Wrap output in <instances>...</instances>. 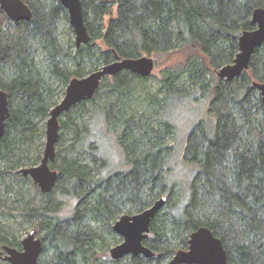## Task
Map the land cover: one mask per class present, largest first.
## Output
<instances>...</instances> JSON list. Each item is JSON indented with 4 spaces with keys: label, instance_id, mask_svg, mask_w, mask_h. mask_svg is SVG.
Instances as JSON below:
<instances>
[{
    "label": "trees",
    "instance_id": "16d2710c",
    "mask_svg": "<svg viewBox=\"0 0 264 264\" xmlns=\"http://www.w3.org/2000/svg\"><path fill=\"white\" fill-rule=\"evenodd\" d=\"M23 1L33 11L31 21L14 24L0 10V89L8 93L10 109L6 132L0 139V162L13 167L32 163L21 156L35 150L36 145L41 152L37 143H42L45 134L41 124L56 105L55 82L65 89L73 78L85 77L82 67L86 59L107 65L116 55L138 58L191 49L194 55L188 56L184 68L166 71L163 77L166 103L171 98L192 96L178 85L185 70L195 74L213 70L216 81L212 91L209 85L194 84L193 92L210 100L209 111L216 123L212 131L200 124L189 136L185 160L199 172L185 201L186 189L167 180L170 167L162 162L164 155L172 154L166 138L173 134L174 125L165 116L167 109L158 128L150 125L129 112L138 102V92L131 88L132 76L138 75L123 71L111 77L110 90L118 101H124V107L94 104L93 118L99 112L106 113L108 126L118 132L128 168L105 173L106 161L97 153L91 129L84 150L96 166L102 160L98 177L88 164L56 156L51 164L59 173L56 186L49 194L36 193L22 208L49 218L40 225L46 235L39 264H98L97 251L104 247L106 236L90 221L106 223L105 230L111 235V223L124 214L125 206L131 203L140 213L164 192L168 195L166 213H159L152 221L151 237L144 242L156 256L130 257L127 263L115 264H167L174 254L187 250L191 234L201 227L221 239L228 264H264V104L252 86L253 81L264 82V45L255 51L250 69L240 78L227 81L216 75L221 67L233 63L240 35L256 28L252 13L264 8V0H82L91 41L72 48L60 39L61 23L67 19L60 0ZM114 7L118 8L117 17L105 24ZM69 31L73 33L72 28ZM98 41L108 50L103 52ZM107 79L99 90L106 87ZM99 90L94 98L101 97ZM84 106L85 102L76 105L63 115L64 121L61 119V129L71 130L75 143L81 138L75 116ZM147 138L146 144L143 140ZM0 175L3 187H9L10 192L6 175ZM177 186L184 199L175 203L172 199ZM59 188L62 193L55 197ZM71 198L78 201L76 209L71 219L63 220L57 216L61 201ZM2 203L0 200V208L9 213ZM3 246L16 248L21 243L9 241L0 224Z\"/></svg>",
    "mask_w": 264,
    "mask_h": 264
},
{
    "label": "rangeland",
    "instance_id": "374dc122",
    "mask_svg": "<svg viewBox=\"0 0 264 264\" xmlns=\"http://www.w3.org/2000/svg\"><path fill=\"white\" fill-rule=\"evenodd\" d=\"M117 7H114L112 10V14L108 15L104 22L108 24L110 19H114L117 17ZM5 14V13H4ZM1 21V18H0ZM98 24H96L97 26ZM95 27V26H94ZM72 28L69 21V15L67 13V19L65 18L60 26V39L63 44L66 45L67 48H72L75 43V34L74 32L71 34L69 29ZM97 29V28H96ZM98 47L104 52L107 51L108 48L101 42L98 41ZM74 52V49H72ZM194 52L191 49H183L163 54V55H154V54H142L141 56H149L152 57L155 61V69L151 76L149 77H140L132 76L133 86L131 88L134 91H137L136 94L137 104L132 105V111H129L136 117H143L145 122L150 125L158 128L163 122L162 115L164 111L167 109L166 118L170 123L174 125L173 134L166 138L167 146L172 147L170 156L164 155L162 157V162L166 163L167 167H170V171L168 173V181L170 183H177L178 185H183L186 189V197L185 201L188 200V189L195 177L199 172V168L197 166L191 165L185 160V151L188 144L189 136L194 132V130L200 125H204L210 131L214 130V126L216 123L215 118L209 111L210 100L206 98L205 94L194 93L197 86L194 87V84L197 82L199 86H208L212 91V87L215 84V78L213 76L214 71L201 73L197 71V75L195 73H191L190 71L185 70L182 73L180 80L178 81V85L186 89L188 92H192V96H183L182 98H171L170 100L165 101L167 94L163 89V77L166 71H172V69L184 68V63L187 60L190 54ZM39 56V54H38ZM140 56V57H141ZM42 60V58H40ZM105 66L102 62L98 60H85L83 64L82 70L85 72V77L90 75L93 72L101 70V68ZM74 69V67H71ZM201 73V74H200ZM192 77V78H191ZM107 84L106 87L99 90L100 98H94L91 101L85 102L84 107L77 109V114L75 116L76 125L79 127L81 138L78 143L74 141V134L69 129H61L60 131V141L56 147V154L60 156V158L66 159H77L80 160L83 164H88L94 170H96V176L98 177V169L102 167V160L98 161L97 166L91 160L90 155L85 152L84 142L87 137L90 136V130L93 135L92 139L98 144L99 155H103L106 161L105 173L110 175L111 173L120 172L124 169H127V165L125 162V156L122 148L118 144L117 134L118 132L112 130L107 123L106 113L99 112L98 115L93 118V105H112L116 107L123 106L124 101H118V98L113 95V92L110 90L112 78L106 77ZM193 81V82H192ZM193 83V84H192ZM55 87L57 88V94L55 97V103L58 104L64 97L66 88L60 82H55ZM209 89V90H210ZM205 93V92H204ZM257 109V108H256ZM255 109V110H256ZM166 112V111H165ZM49 118V117H48ZM66 118H62L64 121ZM48 120V119H47ZM41 124L42 129L46 134V123ZM201 130L197 131L200 132ZM44 134L42 143L38 144V151L41 153V157L39 158L40 153L37 152V145L35 146V150L29 151L27 154L21 156L22 159H25L26 162L29 160L32 161L30 165H22L20 167H13L9 163L0 162V172H3L7 177L8 186L10 185L11 189L9 192V187H3V178L0 175V200H3L4 203L2 205L6 206L9 213H5L3 209L0 208V224L2 229L5 232V236L11 242H22L24 238L31 232L36 231L38 238H44L46 233L40 231L41 223L45 221H49L47 217H37L28 212L27 209H22L23 203H27V199L31 198L36 193H42L38 184H36L31 177H24L20 174V170L23 168H30L38 166L41 163V159L43 157V152L45 149L46 143V135ZM82 139V140H81ZM149 138L143 140L144 143H148ZM60 163V162H59ZM53 169V167H52ZM55 170V169H53ZM104 172V171H103ZM20 177H17V175ZM113 176V175H111ZM116 179V176L112 177ZM159 190L162 189V185L159 184ZM176 196L172 199L175 203L183 200L184 192L181 191L180 187H175ZM55 197H58L62 193V189L59 188L56 191ZM20 193V194H19ZM155 193H157L155 191ZM21 194L23 198H21ZM167 193L164 192L159 195L157 198H167ZM158 200V199H157ZM156 200V201H157ZM155 201V202H156ZM77 200L71 198L69 200L64 199L61 201V208L58 213V217L65 219H71L74 211L77 206ZM154 202V203H155ZM153 203V204H154ZM131 205V203H130ZM125 206L124 214L118 215L116 219H114L111 223V229H113V225L117 222L120 217L124 216L127 213L132 215L137 214L135 209H132L131 205ZM27 208V206H26ZM167 206H165L160 214L166 213ZM169 222L173 221L172 216L170 215ZM93 225L100 229V233H103L106 236V243L104 247L97 251L98 264H115V262L110 257V249L117 246L119 243L123 241L122 237L113 231V234H107L105 230V224L102 221H98L94 223L90 221ZM89 222V223H90ZM175 245L179 243V241L173 242ZM18 248V247H17ZM0 250L2 248L0 247ZM50 252V250H47ZM51 253V252H50ZM130 257L124 259V262L127 263ZM170 260V259H169ZM0 264H8L4 262V260L0 259Z\"/></svg>",
    "mask_w": 264,
    "mask_h": 264
},
{
    "label": "water",
    "instance_id": "95a60500",
    "mask_svg": "<svg viewBox=\"0 0 264 264\" xmlns=\"http://www.w3.org/2000/svg\"><path fill=\"white\" fill-rule=\"evenodd\" d=\"M66 8L70 25L75 33L77 46L88 45L91 41L88 27L84 20L81 0H61ZM0 10L13 22L31 21L33 11L23 0H0ZM254 30L244 31L239 39V51L232 64L225 65L217 70L216 75L224 80L232 81L240 78L250 69V63L255 51L264 45V8H257L252 13ZM155 69L152 57L120 58L107 64L101 70L83 78H73L65 91L63 99L53 106L46 123V143L41 163L38 166L23 168L20 174L31 177L38 184L44 194L52 192L56 186L59 173L53 170L51 164L56 159V147L60 139L61 119L76 105L92 100L106 77H113L123 71L136 74L140 77H149ZM264 104V82L253 81ZM10 115L8 93L0 89V139L6 132V121ZM167 201L158 199L151 207L135 215H124L115 223L113 230L123 238V242L110 250L111 258L115 261L127 256H143L152 258L155 253L144 245L149 238L150 225L158 213L166 206ZM19 250L4 246L8 264H39L43 250V243L37 238V232L32 231L21 242ZM0 251V255L1 252ZM169 264H228V256L222 241L207 227H201L193 232L189 240L187 251L178 252Z\"/></svg>",
    "mask_w": 264,
    "mask_h": 264
},
{
    "label": "flooded vegetation",
    "instance_id": "af4514ba",
    "mask_svg": "<svg viewBox=\"0 0 264 264\" xmlns=\"http://www.w3.org/2000/svg\"><path fill=\"white\" fill-rule=\"evenodd\" d=\"M61 1V0H60ZM82 1V0H81ZM63 6V5H62ZM82 6H83V1H82ZM64 7V6H63ZM64 9L66 10V8L64 7ZM66 12H67V10H66ZM68 13V12H67ZM83 13H84V6H83ZM251 19H252V17H251ZM84 20H85V13H84ZM12 22V21H11ZM13 23V22H12ZM86 23V22H85ZM15 24V23H14ZM89 30V29H88ZM74 32V31H73ZM75 34V33H74ZM91 37V36H90ZM115 61V60H114ZM112 63V62H111ZM110 64V63H109ZM160 199V198H159ZM164 199V198H163ZM166 201H167V198L165 199ZM149 208V207H148ZM147 209V208H146ZM144 211V210H143ZM138 214V213H137ZM159 214V213H158ZM157 214V215H158ZM125 215H130V216H132V214H125ZM135 215V214H134ZM156 218V217H155ZM116 223V222H115ZM152 224V223H151ZM115 225V224H114ZM114 225H113V227H114ZM113 230V229H112ZM114 231V230H113ZM212 231V230H211ZM151 234H152V232H151V225H150V234H149V238L151 237ZM214 234V233H213ZM215 235V234H214ZM216 236V235H215ZM217 237V236H216ZM148 238V239H149ZM218 238V237H217ZM123 239V238H122ZM148 239H146V240H148ZM220 239V238H219ZM41 240H42V243H43V238H41ZM146 240H144V242L146 241ZM189 240H190V238H189ZM221 240V239H220ZM123 242V241H122ZM121 242V243H122ZM143 242V243H144ZM121 243H119V244H121ZM118 244V245H119ZM145 245V244H144ZM146 246V245H145ZM224 246V245H223ZM148 247V246H147ZM14 248V247H13ZM17 248V247H16ZM22 248V245H21V247H18L17 249H21ZM188 248H189V241H188ZM188 248H187V250H188ZM225 248V247H224ZM112 249V248H111ZM110 249V250H111ZM151 249V248H150ZM2 250H3V248H2ZM2 250H0V251H2ZM43 250H44V248H43ZM43 250H42V252H43ZM152 250V249H151ZM187 250H181V251H187ZM226 250V249H225ZM153 251V250H152ZM154 252V251H153ZM180 252V251H179ZM155 253V252H154ZM178 253V252H177ZM176 253V254H177ZM227 253V252H226ZM109 254H110V252H109ZM176 254H174L171 258H170V260H168V262H167V264H169V262L171 261V259L176 255ZM41 255H42V253H41ZM7 256V254H6V252L5 251H2L1 252V255H0V259L2 260H4V262H7V261H5V257ZM155 256H156V253H155ZM154 256V257H155ZM228 256V255H227ZM41 257V256H40ZM110 257H111V255H110ZM127 257H135V256H127ZM127 257H125L124 259H126ZM136 257H138V256H136ZM143 257V256H142ZM154 257H152V258H154ZM145 258V257H144ZM40 259V258H39ZM124 259H122V260H118V261H115V260H113L114 262H119V261H124ZM147 259H149V258H147ZM8 263V262H7Z\"/></svg>",
    "mask_w": 264,
    "mask_h": 264
},
{
    "label": "bare ground",
    "instance_id": "6f19581e",
    "mask_svg": "<svg viewBox=\"0 0 264 264\" xmlns=\"http://www.w3.org/2000/svg\"><path fill=\"white\" fill-rule=\"evenodd\" d=\"M256 27V26H255ZM41 191V190H40ZM42 192V191H41ZM43 193V192H42ZM32 232V231H31ZM28 236V235H27ZM26 238V237H25ZM38 238V237H37ZM4 247V246H3Z\"/></svg>",
    "mask_w": 264,
    "mask_h": 264
}]
</instances>
